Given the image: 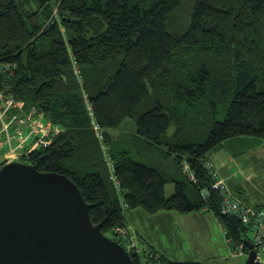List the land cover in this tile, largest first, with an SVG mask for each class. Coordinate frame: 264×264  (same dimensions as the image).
Masks as SVG:
<instances>
[{
	"label": "trees",
	"instance_id": "1",
	"mask_svg": "<svg viewBox=\"0 0 264 264\" xmlns=\"http://www.w3.org/2000/svg\"><path fill=\"white\" fill-rule=\"evenodd\" d=\"M7 62L4 98L62 128L20 161L69 176L104 234L125 245L115 230L130 225L127 209H206L232 243L248 240L221 212L206 162L235 140L264 139V0H0ZM127 117L136 133L112 134ZM141 250L150 264H198Z\"/></svg>",
	"mask_w": 264,
	"mask_h": 264
},
{
	"label": "water",
	"instance_id": "2",
	"mask_svg": "<svg viewBox=\"0 0 264 264\" xmlns=\"http://www.w3.org/2000/svg\"><path fill=\"white\" fill-rule=\"evenodd\" d=\"M67 175L10 161L0 168V264H135L103 233ZM244 264H263L253 245Z\"/></svg>",
	"mask_w": 264,
	"mask_h": 264
},
{
	"label": "rangeland",
	"instance_id": "3",
	"mask_svg": "<svg viewBox=\"0 0 264 264\" xmlns=\"http://www.w3.org/2000/svg\"><path fill=\"white\" fill-rule=\"evenodd\" d=\"M177 17L178 19L186 18L180 13ZM136 131L137 123L130 117H127L120 127L110 130L115 135L124 132L136 133ZM243 142L242 145L232 143L229 147L225 144L222 147L224 149H218L217 159L214 156L215 161L220 166L223 176L226 177L231 171V174L238 177L231 178V182L236 179L240 180L241 186L233 182V188L238 190V187H243L245 189L244 199L248 200L249 204L264 205V139L261 140V146L250 149L247 142ZM2 161L3 154L0 155V163ZM222 162L225 167H222ZM165 191L166 196L171 197L175 192L174 183H168ZM139 209L144 212L142 208ZM164 212L155 215L144 213L147 215V222L151 220L154 223H147L149 235L156 239L170 259L185 262L205 261L212 264H244L247 260V255L235 256L231 254L232 249L228 244L227 234L224 233L220 223L215 221L217 217L213 212L180 214L168 211L174 215L167 219L162 214ZM125 216L128 222H132L130 210H125ZM150 217L153 218L148 219ZM156 220L158 222H155ZM141 245L143 247V244ZM145 248L148 249L146 246ZM140 255L142 264H150L143 251L140 252Z\"/></svg>",
	"mask_w": 264,
	"mask_h": 264
},
{
	"label": "built area",
	"instance_id": "4",
	"mask_svg": "<svg viewBox=\"0 0 264 264\" xmlns=\"http://www.w3.org/2000/svg\"><path fill=\"white\" fill-rule=\"evenodd\" d=\"M16 68V64L7 62L6 64L0 65V72H13ZM2 100L7 105L5 110H2V106L0 108V122L2 124V129L9 132L10 123H6L5 121V114L11 107H18L24 109V105L20 102L18 103L12 97H8L7 99L4 98V94L0 93V103ZM34 116V118L32 117ZM44 121V115L38 114L35 108H32L30 113L27 114L24 118L19 121L18 126H16V131L14 135H10L8 137L7 144L10 143V147L8 149L7 160L10 162L11 160L16 158L17 151L16 148L11 145V141L13 137H18L21 142H25L28 140L25 134V126L31 128L32 132H41L42 134H48L49 131L45 127H42V123ZM96 129L98 130V126ZM44 144H49L50 141L44 139L42 141ZM206 166L208 167L209 172L211 173L212 177H214L213 189L220 192L222 196V204H221V212L225 215L230 216H237L243 225L246 226L249 233L248 241L253 245V250L256 252L258 256V260L264 264V206H249L242 202L240 199L236 197L233 192V189L229 185V183L220 176L219 171L216 167L210 162H206ZM184 171L188 174L189 178L195 181L194 174L191 172L190 167L188 166L187 162L183 164ZM115 180V179H114ZM203 196L207 199L209 193L207 191H203ZM115 233L119 239H122L127 249L131 252H140V242L137 238L136 230L128 226H118L115 230ZM228 244L231 246L232 255L237 256H245L248 255L250 249L245 241H241L239 243H232L230 239H228ZM150 259H158V256H149Z\"/></svg>",
	"mask_w": 264,
	"mask_h": 264
},
{
	"label": "crops",
	"instance_id": "5",
	"mask_svg": "<svg viewBox=\"0 0 264 264\" xmlns=\"http://www.w3.org/2000/svg\"><path fill=\"white\" fill-rule=\"evenodd\" d=\"M1 106H2V108L3 107L4 108L7 107V105H5V102L3 100L0 103V108H1ZM19 109H20V112H19L18 115L13 116L12 113H9V112H7L5 114V121H6V123H10V126H9L10 129H9V132L8 133L2 129V124L0 122V155L3 154V161L0 163V167H2L3 165H5V163L6 164L8 163V160H7L8 150L7 149H9L10 143L7 144V141H8L9 134L10 135H14V133L16 131V126H18L19 121L22 118H24L25 116H27V114L30 113V111L27 108H24V109L19 108ZM32 117L34 118L33 115H32ZM42 127H45L47 129V131H49L48 134L52 132L55 135L57 132L62 131V128L60 126H58L56 124H53L50 121H47V119H45V117H44V121L42 123ZM25 134L28 137L27 138L28 140H26L25 142H21V140L18 139V137H13L12 138L11 145L16 148L17 155H16V158L13 159V160H11V161H20L21 156L28 155L34 149H36L37 147H39L40 145H42L43 144L42 141H44V139L47 140V135H48V134H45L44 135V134H42L39 131L38 132H35V133L34 132L31 133V128L28 127V126H25ZM47 141H49V140H47ZM233 143H236V144H239V145L244 144V142L241 141V140L240 141L239 140H235ZM226 145H227V147H229L231 144H226ZM247 145H248V148L250 149V148L258 147L259 145L261 146L262 144H261V141H257L255 144L254 143H252V144L247 143ZM222 149H224V148H222ZM226 149H228V148H226ZM219 150H221V149L219 148ZM219 150L217 149V151H219ZM230 150H232V149H230ZM217 151L212 152V155H210L209 161L219 171L220 176L223 177L224 179H226V181L229 183V185L233 189V192L236 195V197L238 199H240L242 202H244L245 204H247L249 206H252V207H254V206H264V205H260L258 203L249 204L248 200L244 199V196L243 195H245V194L243 192L245 191V189L243 187L242 188L241 187H238V190H235L233 188L234 183H236L238 186H241L240 185V180H237L236 179L235 181L233 180L231 182V178H236L237 177V176H234L233 174H231L230 173L231 171H229V174H227L226 177L223 176V174L221 173L220 166L217 165L216 164V161H215V157L217 159V156H216L218 154ZM232 151H231V153H232ZM221 165H222V167H225V165H224L223 162L221 163ZM228 176H230V177H228ZM172 184H173V182H172ZM208 211H210V210H206L205 209L203 211H197V212L206 213ZM130 212H131V215H132V217H131L132 222H128V223L131 226L133 225L132 227H134L136 229L137 237L140 238V241L143 244V248H145V246L147 248H154L163 257H165L167 260H169L171 262H174V263H188V262H190V263H198V264H212V263L205 262V261H199V262L198 261H187V262H185V261H181V260H177V259H173V260L170 259L166 255L167 254V253H165L166 251L163 250V249H161V246L158 244V242L156 241V239L149 235L147 223H149V224H154V223L151 220H149L147 222V215H145V213L142 210H140V209L130 210ZM160 213L161 212H159L157 214H160ZM162 214L166 217V219L169 218L171 215H174V214L169 213L168 211H166V212H164ZM152 215H155V214H152ZM151 218H153V217H150L148 219H151ZM215 221H217L218 223H220L219 220H218V218ZM155 222H158V220H156ZM220 225H221L224 233L226 234V231H225L222 223H220Z\"/></svg>",
	"mask_w": 264,
	"mask_h": 264
},
{
	"label": "clouds",
	"instance_id": "6",
	"mask_svg": "<svg viewBox=\"0 0 264 264\" xmlns=\"http://www.w3.org/2000/svg\"><path fill=\"white\" fill-rule=\"evenodd\" d=\"M137 238H138V237H137ZM138 239H139V238H138ZM139 242H140V240H139ZM124 246H125V248L127 249V246H126V245H124ZM141 248H142V247H141V244H140V250H141ZM127 250H128V249H127ZM128 251H130V250H128ZM141 251H142V250H141ZM141 251H140V252H141ZM140 252H138V253H140ZM130 253L132 254L131 251H130Z\"/></svg>",
	"mask_w": 264,
	"mask_h": 264
}]
</instances>
